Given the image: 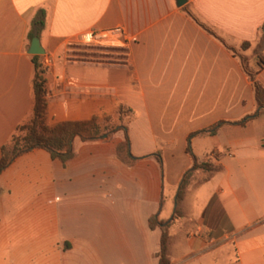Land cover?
I'll return each instance as SVG.
<instances>
[{
    "label": "crops",
    "instance_id": "crops-1",
    "mask_svg": "<svg viewBox=\"0 0 264 264\" xmlns=\"http://www.w3.org/2000/svg\"><path fill=\"white\" fill-rule=\"evenodd\" d=\"M39 11L45 26L38 37L52 59L47 124L133 114L110 137L75 139L65 165L34 149L0 173V258L158 264L161 230H151L149 219L167 196L175 207L193 165L188 137L257 110L240 56L204 26L257 69L264 0H187L182 7L175 0H0V156L31 115L28 35ZM117 29L123 34L98 43L87 37ZM257 79L264 86V69ZM125 131L132 166L117 156ZM191 147L222 170L188 189L185 201L199 189L196 200L205 203L195 215L185 206L171 263L264 264V113L245 126L199 134Z\"/></svg>",
    "mask_w": 264,
    "mask_h": 264
},
{
    "label": "trees",
    "instance_id": "trees-1",
    "mask_svg": "<svg viewBox=\"0 0 264 264\" xmlns=\"http://www.w3.org/2000/svg\"><path fill=\"white\" fill-rule=\"evenodd\" d=\"M45 26V12L39 11L32 21L31 30L28 35L29 41H32L34 37H38ZM204 28L216 38L220 39L228 49L234 52L235 55L240 56L243 69L249 76L255 94V101L257 104V110L249 116L236 122H219L214 126L204 129L195 133H192L187 139L186 152L193 160V165L189 168L181 181L178 191V201L182 202L185 198L186 189L190 184V179L197 171H203L206 176L200 182V185L210 181L213 176L222 170L221 166H216L210 159L199 161L194 155L191 147V140L193 137L209 133L215 134L220 126L223 124H236L245 126L247 122L257 118L264 113V86L258 81L257 77L261 70L264 69V58L258 56L257 69H252L249 66L247 58L238 54L234 47L228 46L220 37H218L209 28ZM250 47L249 43H243L241 48L243 50ZM42 56H33L32 61L34 65V76L31 81V94L33 98V104L30 117L21 125L17 127L15 134L10 141L2 146L0 156V173L7 169L15 159L19 156L28 153L34 149H43L47 151L52 159L60 160L64 165L67 164L75 157V150L73 143L75 139H80L83 142H92L102 139L103 135L109 137L118 130L124 129V127H115L112 130L101 132L102 124H109L112 122L113 116L103 113L101 116L94 115L86 121H67L58 123L54 126L47 124L48 117V99L46 91L45 73L41 68L40 60ZM120 113L125 116H131V111H123L120 109ZM107 125H105L106 127ZM129 136L125 131V138L123 142L117 146L118 158L127 166H132L135 163V159L131 155L129 148ZM159 156V155H158ZM160 160V158H158ZM149 227L151 230L159 228L161 230V242L160 250L156 253L158 264H172L169 253L170 223L161 222L157 217H151L149 219Z\"/></svg>",
    "mask_w": 264,
    "mask_h": 264
},
{
    "label": "rangeland",
    "instance_id": "rangeland-1",
    "mask_svg": "<svg viewBox=\"0 0 264 264\" xmlns=\"http://www.w3.org/2000/svg\"><path fill=\"white\" fill-rule=\"evenodd\" d=\"M127 117H119V120L115 121L112 119V122L105 127L104 124H102V129L101 132H106L108 130H112L113 128L117 127L119 123L121 124H126L127 122ZM206 174L202 171H199L198 173L196 172L194 176L190 179V184L188 188L186 189V194L185 198L188 192V189L192 186L194 188H197L200 186V182L205 178ZM199 189L196 191H192L188 194L187 199L185 201V198L182 202L179 203L178 197L176 200V207L173 208V197L171 199L167 198L165 199V204H164V209L159 213L157 219L161 222L165 223H170V228H169V234H170V242H169V253L170 256L173 254V250L171 252V249H173V234H179L181 229H184L183 225L185 224L184 220V209L185 206H187L189 213L195 215L199 212V209L204 206V201L200 202L196 200V197L198 195ZM173 210H174V216H173ZM160 217V218H159ZM180 236V234L178 235ZM177 237V236H176ZM0 264H41L38 263V261L34 260H25L23 262H15V261H10L8 258H0ZM197 264V263H194Z\"/></svg>",
    "mask_w": 264,
    "mask_h": 264
},
{
    "label": "built area",
    "instance_id": "built-area-1",
    "mask_svg": "<svg viewBox=\"0 0 264 264\" xmlns=\"http://www.w3.org/2000/svg\"><path fill=\"white\" fill-rule=\"evenodd\" d=\"M116 34H123L121 29H117L116 31H112L110 33L108 32H91L87 35L88 40L94 43L101 42L103 40H106L110 35H116ZM52 64V59L50 56L43 55L40 60V65L44 73L48 70V68Z\"/></svg>",
    "mask_w": 264,
    "mask_h": 264
},
{
    "label": "water",
    "instance_id": "water-1",
    "mask_svg": "<svg viewBox=\"0 0 264 264\" xmlns=\"http://www.w3.org/2000/svg\"><path fill=\"white\" fill-rule=\"evenodd\" d=\"M177 6L182 7L186 4L187 0H175ZM29 54L33 56H43L45 55V50L42 48L39 37H34L31 41ZM177 200V199H176ZM177 203L175 204L176 207Z\"/></svg>",
    "mask_w": 264,
    "mask_h": 264
}]
</instances>
